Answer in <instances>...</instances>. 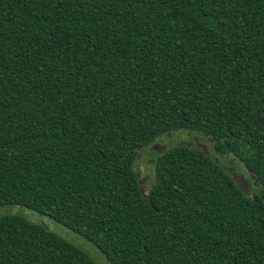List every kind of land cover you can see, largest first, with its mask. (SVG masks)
Wrapping results in <instances>:
<instances>
[{
    "label": "trees",
    "instance_id": "1",
    "mask_svg": "<svg viewBox=\"0 0 264 264\" xmlns=\"http://www.w3.org/2000/svg\"><path fill=\"white\" fill-rule=\"evenodd\" d=\"M263 194L264 0H0V264H264Z\"/></svg>",
    "mask_w": 264,
    "mask_h": 264
},
{
    "label": "rangeland",
    "instance_id": "2",
    "mask_svg": "<svg viewBox=\"0 0 264 264\" xmlns=\"http://www.w3.org/2000/svg\"><path fill=\"white\" fill-rule=\"evenodd\" d=\"M190 142L189 137L187 136L185 131H178L175 132L171 135V139H167L166 137L161 138L160 144L165 145V146H176V145H184L188 144ZM208 143V142H207ZM174 144V145H173ZM147 156L141 157L137 162H136V171L138 172V177L141 178L144 175H151L153 174V167L150 163L147 162ZM229 164H231V168H234V161L230 160L227 158ZM238 172H235L232 174L234 178L237 181V184L240 186L241 189L244 191L248 192L249 189L245 186L248 185L249 181V176L247 172L241 167L237 166ZM245 175L247 179H241L240 177ZM246 188V189H245ZM17 210H21L23 212V215L31 222L39 225H44L47 226L49 230L54 232L55 234L61 236L62 238L66 239L68 242L72 243L73 245L77 246L78 248L82 249L85 253H87L94 261L96 264H109L107 260L104 258V256L100 253V251L93 246L91 243L87 242L84 240L82 237L79 235L73 233L66 227L55 223L48 217L42 216L36 212H33L31 210L27 209H22V208H17Z\"/></svg>",
    "mask_w": 264,
    "mask_h": 264
},
{
    "label": "flooded vegetation",
    "instance_id": "3",
    "mask_svg": "<svg viewBox=\"0 0 264 264\" xmlns=\"http://www.w3.org/2000/svg\"><path fill=\"white\" fill-rule=\"evenodd\" d=\"M187 136L190 139V142H188V144H184V146H190L191 148H196L198 150H200L201 152L205 153V154H209L210 155V150H211V145L209 144V142L207 143L206 140H204L203 138H201V136L186 132ZM166 137L167 139H171V134H167V136H162L161 138ZM161 138H159V141L157 143L160 144V140ZM162 145V144H161ZM174 145V144H173ZM165 146V145H163ZM176 146H180V145H176ZM166 149L170 148V147H174V146H165ZM157 155H161L159 153H157L156 151L152 150V146L150 147V149L148 151H146L145 153L141 154V157L143 156H147V162L150 163L151 165L154 163V160L157 158ZM140 157V158H141ZM234 168H231V164L230 166H227L226 170L232 175L235 172H238L237 167L235 165H233ZM235 171V172H234ZM152 176L151 175H144L143 177L139 178V180L142 179H146L145 183L142 184V189L144 190V193H146L150 187V185L152 184ZM249 180V179H248ZM254 180H250L251 183H253ZM249 185V184H248ZM245 186L247 187L249 190L251 189L249 186ZM246 189V188H245ZM243 190V189H242ZM244 191V190H243ZM252 191V189H251Z\"/></svg>",
    "mask_w": 264,
    "mask_h": 264
},
{
    "label": "water",
    "instance_id": "4",
    "mask_svg": "<svg viewBox=\"0 0 264 264\" xmlns=\"http://www.w3.org/2000/svg\"><path fill=\"white\" fill-rule=\"evenodd\" d=\"M152 150L156 151V152L159 153V154H162V153H164V152L166 151V147L163 146V145H161V144H159V143H155L154 145H152ZM216 161H217V159H216ZM137 176H138V174H137ZM240 178H241L242 180L244 179L243 176H241ZM233 179H234L235 183H237V181H236V179L234 178V176H233ZM145 181H146L145 178L142 179V180H139V181H138V184H139V190H140V193H141L143 196L145 195V193H144V190L142 189V184H144ZM262 199L264 200V194L262 195ZM0 211H1V208H0ZM10 211H11V208L9 207V208H8V212H10ZM0 215H1V214H0Z\"/></svg>",
    "mask_w": 264,
    "mask_h": 264
}]
</instances>
